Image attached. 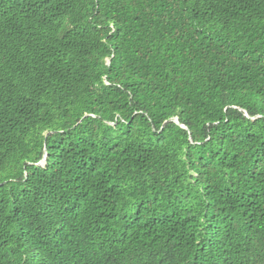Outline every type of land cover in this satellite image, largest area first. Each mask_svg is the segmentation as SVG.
I'll use <instances>...</instances> for the list:
<instances>
[{
  "label": "trees",
  "instance_id": "1",
  "mask_svg": "<svg viewBox=\"0 0 264 264\" xmlns=\"http://www.w3.org/2000/svg\"><path fill=\"white\" fill-rule=\"evenodd\" d=\"M0 264H264V0H0Z\"/></svg>",
  "mask_w": 264,
  "mask_h": 264
},
{
  "label": "water",
  "instance_id": "2",
  "mask_svg": "<svg viewBox=\"0 0 264 264\" xmlns=\"http://www.w3.org/2000/svg\"><path fill=\"white\" fill-rule=\"evenodd\" d=\"M171 120H173V121H176V122H178V123H180V120H179V118L178 117H176V118H172ZM185 128H186V126L185 125H183ZM46 163V156H44V158L38 163L39 165H43V164H45Z\"/></svg>",
  "mask_w": 264,
  "mask_h": 264
}]
</instances>
